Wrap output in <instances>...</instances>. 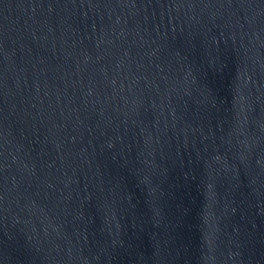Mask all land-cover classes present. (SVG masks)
Returning a JSON list of instances; mask_svg holds the SVG:
<instances>
[{"label": "water", "instance_id": "obj_1", "mask_svg": "<svg viewBox=\"0 0 264 264\" xmlns=\"http://www.w3.org/2000/svg\"><path fill=\"white\" fill-rule=\"evenodd\" d=\"M0 264H264V0H0Z\"/></svg>", "mask_w": 264, "mask_h": 264}]
</instances>
